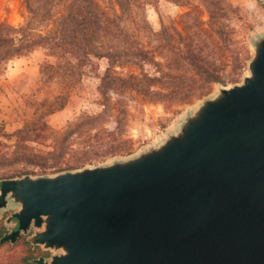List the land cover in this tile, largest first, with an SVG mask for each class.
Returning <instances> with one entry per match:
<instances>
[{"label":"water","instance_id":"water-1","mask_svg":"<svg viewBox=\"0 0 264 264\" xmlns=\"http://www.w3.org/2000/svg\"><path fill=\"white\" fill-rule=\"evenodd\" d=\"M247 66L140 154L6 178L0 217L44 226L53 264H264V34Z\"/></svg>","mask_w":264,"mask_h":264},{"label":"trees","instance_id":"trees-1","mask_svg":"<svg viewBox=\"0 0 264 264\" xmlns=\"http://www.w3.org/2000/svg\"><path fill=\"white\" fill-rule=\"evenodd\" d=\"M115 1L116 11L99 0H22L30 14L27 24L16 28L0 23V76L13 59L43 48L47 57L55 60L40 64L43 82L59 81L62 86L58 95L39 103L37 117L23 127L9 133L0 124V165H30L44 175L129 155L133 147L126 138L127 94L190 104L209 95L215 85L239 83L245 74L251 51L244 44L237 52L230 48L229 16L234 8L227 1L224 5L208 1L209 20L204 29L225 56L199 34L191 37L176 29L165 36L148 32L142 26L147 23L142 8L149 0ZM45 28L49 31L44 34ZM142 32L156 36L160 46L156 50L145 46ZM103 60L107 66L98 76L102 112L84 113L61 129L53 127L48 118L69 105L75 88L88 71H100ZM127 64L141 72L118 69ZM147 66L153 69L147 70ZM229 66H233L232 71H228ZM105 117H112V125H98Z\"/></svg>","mask_w":264,"mask_h":264},{"label":"rangeland","instance_id":"rangeland-1","mask_svg":"<svg viewBox=\"0 0 264 264\" xmlns=\"http://www.w3.org/2000/svg\"><path fill=\"white\" fill-rule=\"evenodd\" d=\"M99 1L111 11L118 10L115 0ZM208 1L149 0L150 4L144 9L142 8V15L144 14L147 19V23H142V26L148 32L161 33V36L172 33L174 29L188 36L191 35V37L195 36L194 34H199L208 39L213 44H211L212 47L217 46L219 54L225 56V52L214 42L215 39L210 38L211 34L204 30L207 29L209 20ZM214 1L222 5L227 1L234 8V12H231L229 16L232 27L230 48L237 52L244 44L249 47L252 53L253 38L264 34V0ZM29 18L30 14L22 0H0V23L7 22L20 28L27 24ZM48 31L49 29H42L44 34ZM142 33V43L145 46L154 50L160 46L161 43L156 39V36ZM46 54L45 49L38 48L28 56L15 58L9 63L6 73L0 76V124L4 125L9 133L23 127L25 122L35 119L39 112V103L47 97L52 98L58 95L62 90L59 81L43 82L40 64L47 59L55 61L53 58H48ZM157 59L162 60V56H158ZM106 66V61L103 60L100 61V71L92 69L88 71L82 83L72 92L69 105L63 111L48 118L53 127L61 129L68 121L74 120L84 113L96 115L102 112L98 76ZM118 69L124 73L141 72L133 64H127ZM146 69L152 70L153 68L147 66ZM232 69L233 66H229L228 71H232ZM248 73L247 66L245 74ZM244 75L239 78V83L243 82ZM217 89L218 85H215L210 94H214ZM202 100L203 98L195 99L190 104L158 102L137 93L127 94L129 121L126 138L132 143V153L126 156L111 157L99 164L112 162L115 158L135 156L163 142L181 126L186 116ZM112 123V117H105L98 125L110 126ZM25 173L41 175L42 171L30 165H0V182L5 178L22 176Z\"/></svg>","mask_w":264,"mask_h":264},{"label":"flooded vegetation","instance_id":"flooded-vegetation-1","mask_svg":"<svg viewBox=\"0 0 264 264\" xmlns=\"http://www.w3.org/2000/svg\"><path fill=\"white\" fill-rule=\"evenodd\" d=\"M5 179L0 182V195ZM8 206L0 217V264H53V257L63 255L62 251L49 249L46 245H35L36 233L43 232L45 227L22 228L20 210L11 204ZM18 231L20 235L13 239L12 235Z\"/></svg>","mask_w":264,"mask_h":264}]
</instances>
